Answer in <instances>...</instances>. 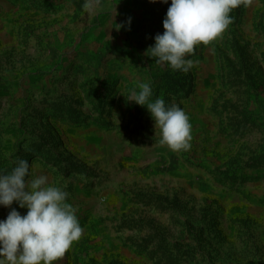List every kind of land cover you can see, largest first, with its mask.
Listing matches in <instances>:
<instances>
[{"label": "rangeland", "instance_id": "obj_1", "mask_svg": "<svg viewBox=\"0 0 264 264\" xmlns=\"http://www.w3.org/2000/svg\"><path fill=\"white\" fill-rule=\"evenodd\" d=\"M83 3L0 0V173L27 159L68 193L84 232L59 264H264V0L187 73L145 55L171 0ZM139 82L187 112V149L127 101Z\"/></svg>", "mask_w": 264, "mask_h": 264}, {"label": "clouds", "instance_id": "obj_2", "mask_svg": "<svg viewBox=\"0 0 264 264\" xmlns=\"http://www.w3.org/2000/svg\"><path fill=\"white\" fill-rule=\"evenodd\" d=\"M168 3V0H163ZM240 0H171L163 20V33L145 55L157 64L187 73L194 65L188 58L195 47L219 37L232 21L230 13ZM84 9L95 14L102 0H84ZM127 101L145 106L154 120L159 144L173 151L187 149L191 123L178 104L153 98L150 82H139ZM26 208L21 214L13 203ZM0 206L10 207L0 219V264H59L61 257L78 241L84 228L76 208L68 202L62 186L50 183L47 174L37 172L34 163L18 158L10 172L0 173Z\"/></svg>", "mask_w": 264, "mask_h": 264}]
</instances>
